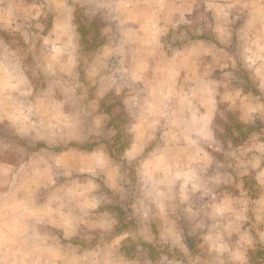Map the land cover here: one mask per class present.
I'll list each match as a JSON object with an SVG mask.
<instances>
[{"label":"crops","instance_id":"1","mask_svg":"<svg viewBox=\"0 0 264 264\" xmlns=\"http://www.w3.org/2000/svg\"><path fill=\"white\" fill-rule=\"evenodd\" d=\"M55 2L0 0V30L27 33L0 34V264H264V128L225 164L216 120L221 100L261 107L225 80L245 59L232 9L112 0L87 47Z\"/></svg>","mask_w":264,"mask_h":264},{"label":"rangeland","instance_id":"2","mask_svg":"<svg viewBox=\"0 0 264 264\" xmlns=\"http://www.w3.org/2000/svg\"><path fill=\"white\" fill-rule=\"evenodd\" d=\"M110 1L112 2V0H70V11L68 10L66 12V16H70L71 20L75 22V25L79 26L78 31L80 30L79 32L83 34V37H90V43L87 47H94L92 46L93 43H91V38H101L99 34L102 35V32L107 30L102 28V20L108 18L109 14H102L104 10H100V7L109 4ZM203 1L205 0L199 2L197 6H201ZM212 3L216 8L220 7L222 9L223 7H229L232 9V13L234 12L233 14H235L236 19L234 25H239V23H241L237 31L240 33V40L242 42L241 54L245 56V59L241 58L242 60L235 62L233 69L235 74L225 77L226 82L230 86L240 87L241 85V87H246L247 89L254 88L259 90L257 93L260 95L262 101H260L261 107L256 106L255 109L253 107V101H250L249 105L244 109H239L237 103L231 104L229 102L230 100L220 101L216 120H219L217 122L218 125L224 128V131L221 133L226 137H231L233 140L231 142L228 140L226 141V139L222 141L225 145L224 148L228 150L229 153L221 159L225 164H230V162L233 163L236 158L229 154L232 153V150H238V148L233 146V148L229 149V145L237 143L239 141V135L245 136V133H252L255 128H264V0H231V2L230 0H212ZM55 4L62 6L63 0H56ZM256 7L257 9L255 10ZM238 8H240L241 11L238 10ZM226 14H228V12ZM64 17L65 11L64 13L53 14L51 16L49 13H40L36 21H34L35 25L33 29L36 33H33L35 35L34 39L40 38L41 35L46 34L50 23L56 20L61 21ZM237 20L240 22H237ZM217 24H220V26L228 25L224 23L221 24V22H217ZM242 26L244 27L241 29L240 27ZM0 34L2 38L12 44V42H14L13 40L17 37H22L24 40V35L27 33L25 29H13L12 27H8L4 32L0 30ZM170 35L172 36L173 34ZM25 47L26 45L23 44L24 51ZM229 85L228 87H230ZM229 89L231 91V88L226 90ZM199 94L200 93L197 95ZM257 104L259 105V101ZM134 110L137 112L138 108L136 107ZM243 120L253 121L247 122V124L244 125ZM260 132L264 133V129ZM222 140L224 139L222 138ZM220 146L221 143H218V147ZM216 147L217 144H215V148ZM156 240L157 238H155V241ZM152 253L153 254H150L151 257H158V252ZM14 255L15 254L10 252L0 253V261L7 263L9 260L13 259ZM119 264L125 263L121 261Z\"/></svg>","mask_w":264,"mask_h":264}]
</instances>
